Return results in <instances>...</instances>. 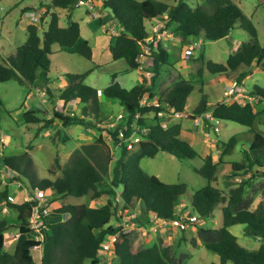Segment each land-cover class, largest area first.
I'll return each instance as SVG.
<instances>
[{"label": "trees", "instance_id": "trees-1", "mask_svg": "<svg viewBox=\"0 0 264 264\" xmlns=\"http://www.w3.org/2000/svg\"><path fill=\"white\" fill-rule=\"evenodd\" d=\"M78 1L50 0L46 11L40 16L41 21L49 14L47 27L42 34L39 33L37 24L30 22L26 27L27 36L24 43L6 57L0 54V82L15 80L22 86H32L39 79L50 93L47 85L49 86L51 80L50 56L56 52L53 50L54 45L92 59L91 43L87 39L79 40L81 30L78 21L70 19L66 26H61L59 14L50 10L60 7L73 11L78 7ZM33 8L29 7L28 10ZM103 8L111 11L113 20L121 27L119 33L111 37L113 42L110 41L108 45L112 60L122 59L126 62L128 70L137 69L141 65L140 45L146 44L148 51L145 55L150 59L152 68L150 84L139 82L131 88H126L116 80L117 73L114 72L111 74V82L102 89L107 97L117 99L127 113L124 125L109 131L111 138L121 146L119 157L109 169L113 158L108 149L95 151L93 149L98 145L82 144L74 151L70 161L60 167L61 175L54 180L46 177L36 178L31 168V157L27 153L0 155V160L6 168L13 170L20 177L29 179L32 186L42 192L50 189L56 197L90 195L91 198L105 197L106 200L93 206L86 203H66L45 214L42 212L44 207H41L39 217L45 229L43 238L35 239L30 234L35 229L33 209L39 204V200L30 193V199L13 201L8 190H3L1 197L5 206L14 211L15 215H4L0 218V264H37L32 254L33 248L41 249L40 264H107L106 260L98 255L101 243L117 232L119 236L114 243V254L109 264H174L169 247L160 243L143 245L142 239L139 237L137 241L134 236L135 227L123 232L121 225L111 222V219L117 216V197L123 203L122 209L140 210V216L134 212L128 214L138 224H149L153 215L164 218L177 216L181 196L188 189L187 183L165 182L158 176L147 173L140 165L142 158H153L159 152H168L177 158L201 157V166H195L194 170L207 179L208 183L194 191L190 200L193 212L204 218L205 223L206 219L214 216L218 205L225 203L222 206L221 225L213 228L199 227L198 237L192 238L193 243L200 238L208 251L219 256V262L211 264H264V242L255 250L247 249L229 229L232 225L244 224L246 235L264 238V212L250 208L244 203L245 181L241 180L225 195L223 190L211 184L215 180L219 164L214 161L212 154L200 156L190 141L181 136L180 122L166 126L158 120L159 111L168 108L184 111L194 85L181 78L162 93L157 103L148 104L142 101L153 97L154 80L161 70H169L174 64L170 59L169 48L164 43L160 40H148L149 26L153 18L168 11L167 19L158 30L173 33L180 40L182 47L199 38L204 42L226 37L236 26L244 29L250 40L241 42L239 49L229 54L225 64L211 59L206 62L211 73L221 75L241 66L248 67L254 62L264 67V46L259 41L256 26L233 0H203L195 5L187 0H176L173 4L161 0H103ZM90 71L92 68L83 72L67 73V82L59 89L60 99L64 104L82 101L88 104L84 110H90L102 119L101 113L104 109L99 99V90L84 82ZM248 74L249 71L243 69L237 76V84H243ZM248 92L255 95L256 101L264 99V86L256 84ZM41 112L42 109L38 106L26 108L21 113L22 119L28 125L40 123L43 120L39 116ZM204 112H210L213 118L220 121L238 122L253 131L257 121L262 124L261 112L254 111V105L247 99L243 102L234 100L212 103L207 95H202L193 113L200 115ZM152 113L153 118L149 121L148 115ZM53 116L60 120L63 126H97L96 122L89 123L76 113L53 109ZM50 121L52 120H46ZM204 121L207 127H212V121L207 118ZM46 122L42 125L43 128L48 126ZM138 126L146 128V131H139L141 139L138 149L127 155L124 140ZM38 132L37 129L35 135ZM254 132L253 141L246 151V161L230 163L231 175L234 178L248 173L252 176L264 175V134ZM97 142L103 143L101 137ZM235 142V137H231L226 143L225 151L231 152ZM56 162L59 164L58 158ZM109 170L110 187L101 189L99 184L105 180L104 175ZM118 189H121L119 195ZM117 218L121 221L120 215ZM185 230L187 229L181 231ZM7 232L17 235L12 250L5 248L4 235Z\"/></svg>", "mask_w": 264, "mask_h": 264}, {"label": "rangeland", "instance_id": "rangeland-1", "mask_svg": "<svg viewBox=\"0 0 264 264\" xmlns=\"http://www.w3.org/2000/svg\"><path fill=\"white\" fill-rule=\"evenodd\" d=\"M170 4L176 0H161ZM190 4L195 5L203 0H187ZM242 11L252 20L258 30V38L264 46V0H233ZM50 0H0V54L4 57L12 54L15 49L24 43L27 31L26 27L30 22L37 24L39 33L42 34L46 29L49 14L41 21L31 19L26 13L29 7L35 8L37 13L43 14L46 11V5ZM103 0H86L85 4H80L73 11L55 7L50 9L60 16V25L66 26L70 19L78 20L81 26V34L79 40L87 39L93 47L94 58L88 59L78 53L68 50H62L58 45L53 46L56 52L50 56L51 66L49 76L48 93L41 80L32 86H22L15 80L0 82V155H21L27 153L31 157V168L35 172L36 178H50L54 180L61 175V166L68 163L72 154L82 144H94L93 150L102 151L108 149L113 160L109 164L112 167L121 152V146L115 142L109 131L114 127H122L127 120V113L117 99L107 97L102 89L107 86L112 78L111 74H118V81L123 87L131 88L133 85L141 82H151L152 68L149 61L142 57L147 53V46L140 45L142 52V69H129L126 62L122 59L113 61L110 51L109 42L111 34H116L117 27L113 22H108L105 18L103 9ZM33 8V9H34ZM31 10V9H30ZM108 12L111 11L108 9ZM167 12L163 15L152 19L149 26L150 38L154 40H163L167 42L173 33L167 31L160 33L158 24L167 19ZM100 14V15H99ZM97 15V17H93ZM92 16L93 20H88ZM99 16V17H98ZM104 16V19H103ZM102 17V18H101ZM156 29V30H155ZM115 32V33H113ZM119 33V31H117ZM170 34V35H169ZM158 35L160 38H158ZM99 36V37H98ZM166 36V37H165ZM101 39V44L95 46L96 39ZM163 37H165L163 39ZM169 38V39H168ZM249 34L240 26H236L229 35L217 40H205L201 43H189L193 45L194 50L188 49V57H184L183 50L188 48L182 47L177 41H172L169 48L171 60L174 61L169 70L163 69L159 76L154 80V95L149 100H143L146 103L155 104L162 97L170 86L174 85L180 79H186L194 85L193 91L187 99L185 110L180 116L172 114L170 109L164 111L163 115L158 117L159 122L163 125H171L177 122L182 124L181 136L188 139L193 147L198 151L200 156L204 157L209 153L212 154L214 161H218L215 180L212 185L224 191L228 195L231 188L238 185L243 180L244 187V203L250 208H257L264 212V175L257 174L252 176L248 173L242 177H233L231 164L233 161H246V151L249 149L254 138V131L264 134V99L262 101L249 100L254 105V111H260L262 124L256 122L253 129L233 121H221L217 124V130L214 125L207 127L205 121L196 124L193 109L199 103L202 95H207L212 103L221 101L223 97L224 86L230 82H236L239 73L246 69L249 71L248 77L244 79L242 84L248 91L254 85L264 86V67L257 63L250 66H241L237 70L229 71L226 75L213 74L206 66L208 60L214 62L226 63L230 53L239 49L241 42L249 41ZM109 41V42H108ZM113 41L111 40V43ZM106 47V48H105ZM140 57V58H141ZM92 71L85 77L84 82L99 90V99L103 106L104 112L102 119L90 110H84L88 104L82 101H76L77 105H67L60 99L59 89L63 87V78L66 80L67 73L83 72L88 69ZM62 79V80H60ZM245 101L240 99V102ZM40 107L42 109V122L26 124L21 113L30 107ZM53 109L65 111L68 113H76L83 116L89 123L96 122L95 126H83L81 124H73L63 126L61 121L53 116ZM135 116V120H136ZM149 121L153 118V113L148 115ZM47 119L52 121L46 122ZM209 121L210 119L207 118ZM211 121V120H210ZM48 125L43 128L42 125ZM44 123V124H43ZM99 123V124H98ZM207 127V128H206ZM39 130L35 135V131ZM99 137L103 143L97 142ZM231 137H235L236 142L231 152H226V143ZM127 155L138 149V142L133 137L125 138ZM59 160V164L56 162ZM201 157L195 158H177L168 152H159L155 157H144L140 161L142 168L147 173L158 176L161 180L169 183L185 182L188 185L187 191L181 196L179 210L187 215L195 214L191 206V196L200 187L208 183L202 175L197 173L195 166H201ZM16 172L6 168L0 160V218L4 215H15V212L5 206V201L1 197L3 190L7 189L9 197L13 201H22L33 197L41 200L47 211L66 204V203H86L88 205H98L105 202V197L91 198L90 195L84 197L63 196L56 197L52 195L50 189L44 192L34 188L31 181L25 177H20ZM104 181L99 184L101 189L110 187L111 173L110 170L104 175ZM121 189H118V195ZM117 216L122 213L125 217L130 212H134L140 216L139 209H122V201H118ZM220 203L215 209L214 216L206 219L203 224H191L185 231H181L175 227L165 228L158 225L143 224L142 222L135 224L134 234L137 241L139 237L142 239L143 245L151 246L160 243L162 246L170 248L174 264H211L219 262V256L216 253L208 251L200 238L196 243L192 242L193 237H198V228L219 227L222 223V206ZM41 213V212H40ZM40 213L33 216L34 231L30 234L35 239L43 237L44 226L40 219ZM197 214V213H196ZM111 219L112 223L119 224V218ZM134 219V218H133ZM134 221V220H133ZM132 225V224H130ZM230 231L237 236L238 242L250 250H255L264 242V238L258 235H246L244 224H235L229 227ZM15 233L7 232L4 235L5 248L12 250L14 246ZM183 237V238H182ZM141 243V242H140ZM39 248H33L32 254L37 263L36 251ZM38 253V251H37ZM115 260V259H114ZM115 263V262H114Z\"/></svg>", "mask_w": 264, "mask_h": 264}, {"label": "built area", "instance_id": "built-area-1", "mask_svg": "<svg viewBox=\"0 0 264 264\" xmlns=\"http://www.w3.org/2000/svg\"><path fill=\"white\" fill-rule=\"evenodd\" d=\"M85 3H86V0H79L77 5L85 4ZM35 12H36L35 9H31L29 11H26V13L28 15H30L32 21L40 19L41 13H37V16H36ZM93 17H97V15H95ZM201 42H202V39H198L194 43H201ZM188 49H191V51H192L194 49V46L191 45L185 49L184 57H188V53H190L187 51ZM223 88H224L223 97H222L221 101L229 102V101H234V100L240 101V99H244V100L256 99L255 95H251L249 92L247 93V89L242 84L238 85L237 82H230L228 85L224 86ZM169 109H170L172 114H175L178 116L183 114V111H177L174 108H168L167 110H169ZM167 110L159 111L158 112L159 116L163 115L164 111H167ZM205 118L210 119L213 122L215 129L216 130L218 129L217 124L220 123L221 121L218 118H213L210 112H204L200 115L194 116L193 120H195V123L198 125L202 121H204ZM139 131H146V128H144L142 126H138L135 128V130L129 136V137H133L134 141L138 142V143L141 139V135L139 134ZM116 199H117V201L120 200L119 197H117ZM41 207H44L42 212L44 214L47 213V209H46L45 205L42 204L41 200H40L39 204L36 205L33 209V216H36L41 212V210H40ZM119 215L121 216V218H120L121 221H119V225L122 226L123 232L129 231L135 226L134 221L131 219L130 215H126L125 217H122V213H119ZM197 222H198V224H203V223H205V219L200 217L196 213L186 216L185 214H183L178 209L176 217L164 218V217L153 215L151 217L150 223H151V225H158L159 227H165V228L175 227L179 230H183V229H188L191 224H195ZM130 224H132V225H130ZM16 236L17 235H15V238H16ZM118 236H119V233L117 232V233L110 235L107 238H105L101 243V249H100L98 255L101 256L104 260H106L107 264H109L111 262V257L113 256L114 249H115L114 243L117 241Z\"/></svg>", "mask_w": 264, "mask_h": 264}, {"label": "crops", "instance_id": "crops-1", "mask_svg": "<svg viewBox=\"0 0 264 264\" xmlns=\"http://www.w3.org/2000/svg\"><path fill=\"white\" fill-rule=\"evenodd\" d=\"M103 7V6H102ZM104 9V11H105V9L106 8H103ZM67 10V9H66ZM106 13H105V18H106V20L108 21V22H113V24L114 25H116L117 27H115L114 29L116 30L115 32H116V34L115 35H117L118 33H117V31H120L121 30V27L119 26V24L116 22V21H114L113 20V17H112V14L111 13H109L108 12V10H106L105 11ZM100 15V14H99ZM99 17V16H98ZM102 18V17H101ZM94 18H92V16H90L89 17V19L88 20H93ZM103 19H104V16H103ZM153 19H155V18H153ZM74 20V19H73ZM76 21H78V20H76ZM165 20H163L160 24H158V27L164 22ZM78 23H79V21H78ZM80 24V23H79ZM80 30H81V26H80ZM156 30V29H155ZM159 31V30H158ZM115 32H113V33H115ZM160 33H164V32H167V30H163V31H159ZM109 35H111V37H113L114 36V34H111V33H108ZM170 35V34H169ZM229 35V34H228ZM99 37V36H98ZM97 37V39H96V43H95V46H97V45H99V44H101V39L100 38H98ZM166 37V36H165ZM165 37H163V39L165 38ZM158 38H160L159 37V35H158ZM169 39V38H168ZM171 39L172 40H168L167 42H165V41H163V40H160L162 43H164L165 45H166V47L168 48V47H170V45H171V43H172V41H177L178 43H180V40L177 38V37H175V36H173V37H171ZM200 39V38H199ZM110 41H111V39H110ZM109 42V41H108ZM110 43V42H109ZM181 44V43H180ZM143 45V44H142ZM146 45V44H145ZM147 46V45H146ZM188 46V45H187ZM106 48V47H105ZM184 55H185V49L183 50V54H182V58H183V62H185V60H184ZM142 57H145V60L146 61H149V62H151L150 61V59L148 58V57H146V55H143ZM142 57L140 58V61H141V65H140V67L139 68H137L138 70H141L142 69V62H143V60L144 59H142ZM92 58H94V55L92 54ZM170 58H171V56H170ZM113 61H115V60H113ZM151 64V63H150ZM117 76H118V74H117ZM116 76V80L118 81V77ZM248 77V76H247ZM60 80H62V79H60ZM62 82L64 83V85L66 84V80H64V78H63V80H62ZM141 82V81H140ZM141 83H145V84H149V83H146V82H141ZM243 83H244V81H243ZM63 85V86H64ZM188 99V98H187ZM208 100H209V98H208ZM209 102H211V101H209ZM74 103V104H73ZM73 103H68L67 105H77L75 102H73ZM45 229V228H44ZM42 234H44V230H43V233ZM43 238V237H42ZM15 240L16 239H14V242H15ZM37 251H38V253H37ZM37 251H36V254H37V261L39 262V263H37V264H40V259H41V255H42V252H41V249L39 248V249H37Z\"/></svg>", "mask_w": 264, "mask_h": 264}, {"label": "clouds", "instance_id": "clouds-1", "mask_svg": "<svg viewBox=\"0 0 264 264\" xmlns=\"http://www.w3.org/2000/svg\"><path fill=\"white\" fill-rule=\"evenodd\" d=\"M79 6V5H78ZM194 116H197L196 114Z\"/></svg>", "mask_w": 264, "mask_h": 264}]
</instances>
